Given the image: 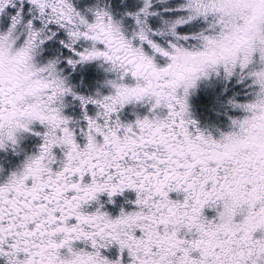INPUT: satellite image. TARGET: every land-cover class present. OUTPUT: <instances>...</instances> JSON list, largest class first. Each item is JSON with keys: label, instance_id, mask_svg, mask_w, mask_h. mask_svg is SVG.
I'll list each match as a JSON object with an SVG mask.
<instances>
[{"label": "snow or ice", "instance_id": "snow-or-ice-1", "mask_svg": "<svg viewBox=\"0 0 264 264\" xmlns=\"http://www.w3.org/2000/svg\"><path fill=\"white\" fill-rule=\"evenodd\" d=\"M0 264H264V0H0Z\"/></svg>", "mask_w": 264, "mask_h": 264}, {"label": "rangeland", "instance_id": "rangeland-1", "mask_svg": "<svg viewBox=\"0 0 264 264\" xmlns=\"http://www.w3.org/2000/svg\"><path fill=\"white\" fill-rule=\"evenodd\" d=\"M219 87H221V85H217L214 90L212 88L205 87L202 84L191 97L193 114L200 119L201 123L213 121L219 122L223 119L222 114L217 115V113L212 111V109L216 107L214 98ZM209 112L211 114H209Z\"/></svg>", "mask_w": 264, "mask_h": 264}, {"label": "flooded vegetation", "instance_id": "flooded-vegetation-1", "mask_svg": "<svg viewBox=\"0 0 264 264\" xmlns=\"http://www.w3.org/2000/svg\"><path fill=\"white\" fill-rule=\"evenodd\" d=\"M77 2H78V6H82L84 3V0H77ZM80 72L85 74V76L87 77V76H90L94 73V68L90 64H86V65L81 67ZM120 199H122V198L117 197V203H119Z\"/></svg>", "mask_w": 264, "mask_h": 264}, {"label": "trees", "instance_id": "trees-1", "mask_svg": "<svg viewBox=\"0 0 264 264\" xmlns=\"http://www.w3.org/2000/svg\"><path fill=\"white\" fill-rule=\"evenodd\" d=\"M209 114H211L210 112H209ZM210 116V115H209Z\"/></svg>", "mask_w": 264, "mask_h": 264}]
</instances>
